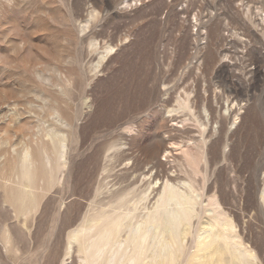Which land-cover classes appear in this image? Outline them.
<instances>
[{
    "label": "rangeland",
    "instance_id": "374dc122",
    "mask_svg": "<svg viewBox=\"0 0 264 264\" xmlns=\"http://www.w3.org/2000/svg\"><path fill=\"white\" fill-rule=\"evenodd\" d=\"M162 140L264 264V0H0V264H87L72 234L141 193Z\"/></svg>",
    "mask_w": 264,
    "mask_h": 264
},
{
    "label": "bare ground",
    "instance_id": "6f19581e",
    "mask_svg": "<svg viewBox=\"0 0 264 264\" xmlns=\"http://www.w3.org/2000/svg\"><path fill=\"white\" fill-rule=\"evenodd\" d=\"M166 141L157 142L149 149L148 155L153 161L155 173H150L148 181L146 175L143 176L146 184L141 190L142 194L127 192L112 213L101 212L87 228L72 234L71 241L78 245L80 257L87 264H255L251 261L253 253L242 248L232 221L221 210L217 199L209 198L205 203V195L198 193V179L186 182L182 180L184 176L180 172H170L172 167L168 160L173 156L174 148L168 147ZM182 153L185 155L186 151ZM162 155L167 162L160 159ZM65 156L64 152H60V158ZM23 164V181L11 196L12 205L22 215L28 214L27 211L33 206L36 192L31 176L33 162L30 160ZM26 187L32 188V191L27 192ZM261 201L264 204V193ZM205 215L210 216L211 220L207 228L202 227V217ZM194 218L196 222L193 228L179 230L180 225L190 226ZM153 229L162 230L165 239L162 248L166 254L157 251L153 240L155 234L151 235ZM188 235L191 236L189 246L184 244Z\"/></svg>",
    "mask_w": 264,
    "mask_h": 264
}]
</instances>
